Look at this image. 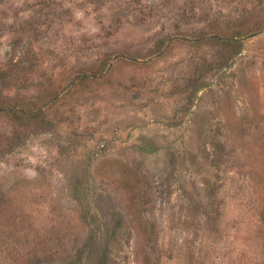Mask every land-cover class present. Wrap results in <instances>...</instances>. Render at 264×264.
Here are the masks:
<instances>
[{
    "label": "rangeland",
    "instance_id": "1",
    "mask_svg": "<svg viewBox=\"0 0 264 264\" xmlns=\"http://www.w3.org/2000/svg\"><path fill=\"white\" fill-rule=\"evenodd\" d=\"M0 264H264V0H0Z\"/></svg>",
    "mask_w": 264,
    "mask_h": 264
},
{
    "label": "trees",
    "instance_id": "2",
    "mask_svg": "<svg viewBox=\"0 0 264 264\" xmlns=\"http://www.w3.org/2000/svg\"><path fill=\"white\" fill-rule=\"evenodd\" d=\"M237 41H236V38H226L225 39V43H226V45H231V44H235ZM34 115V117H36L35 116V114H33Z\"/></svg>",
    "mask_w": 264,
    "mask_h": 264
}]
</instances>
